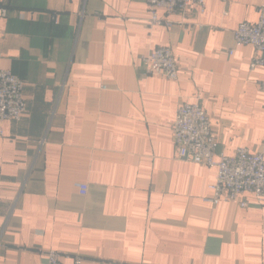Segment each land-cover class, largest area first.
Listing matches in <instances>:
<instances>
[{
    "label": "crops",
    "instance_id": "1",
    "mask_svg": "<svg viewBox=\"0 0 264 264\" xmlns=\"http://www.w3.org/2000/svg\"><path fill=\"white\" fill-rule=\"evenodd\" d=\"M263 4L205 0L168 28L149 26L146 0H0V69L26 104L0 122V264H46L49 250L81 264H264V205L212 204L216 169L176 159L172 137L177 107L198 98L218 153L264 157V68L234 41ZM157 47L176 81L145 72Z\"/></svg>",
    "mask_w": 264,
    "mask_h": 264
},
{
    "label": "built area",
    "instance_id": "2",
    "mask_svg": "<svg viewBox=\"0 0 264 264\" xmlns=\"http://www.w3.org/2000/svg\"><path fill=\"white\" fill-rule=\"evenodd\" d=\"M226 4L229 0H218ZM150 27L165 25L171 27L169 17L185 14L195 6L204 10L205 0H146ZM163 11L160 17L158 11ZM7 15V9L0 6V20ZM255 23H241L234 31L236 46L250 45L255 54L250 67L264 68V4L257 10ZM229 50L228 54L232 55ZM145 72L159 75L171 81L177 79V66L173 53L168 47H157L143 57ZM264 90V81L261 83ZM22 81L9 71L0 69V122H19L26 112L22 97ZM172 137L175 158L194 164L216 169L214 182L209 186L212 193L210 201L214 205L232 202L239 208H246L243 195H251L257 203L264 205V157L262 153L250 152L239 148L232 156L218 153V141L212 131L210 120L202 108L199 99L193 103H181L177 107L172 125ZM80 195H85L87 187L77 186ZM46 264H62L61 259L71 260V264H81L78 255H64L56 250L45 253Z\"/></svg>",
    "mask_w": 264,
    "mask_h": 264
}]
</instances>
